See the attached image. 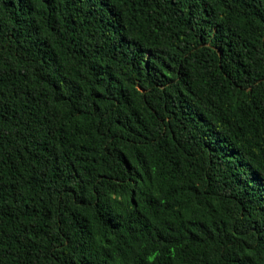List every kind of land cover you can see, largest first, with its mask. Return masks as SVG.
<instances>
[{
    "label": "trees",
    "instance_id": "16d2710c",
    "mask_svg": "<svg viewBox=\"0 0 264 264\" xmlns=\"http://www.w3.org/2000/svg\"><path fill=\"white\" fill-rule=\"evenodd\" d=\"M0 264H264V0H0Z\"/></svg>",
    "mask_w": 264,
    "mask_h": 264
}]
</instances>
